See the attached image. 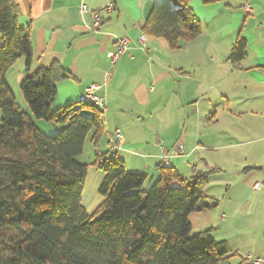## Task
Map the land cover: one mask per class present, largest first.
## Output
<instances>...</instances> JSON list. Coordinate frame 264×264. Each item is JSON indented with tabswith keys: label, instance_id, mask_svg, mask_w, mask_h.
<instances>
[{
	"label": "crops",
	"instance_id": "0c3cea01",
	"mask_svg": "<svg viewBox=\"0 0 264 264\" xmlns=\"http://www.w3.org/2000/svg\"><path fill=\"white\" fill-rule=\"evenodd\" d=\"M13 1L33 48L28 69L19 57L5 74L19 108L31 115L20 90L23 78L52 63L70 75L56 82L52 109L80 101L91 85L105 99L104 132L97 142L89 133L76 157L88 166L81 194L87 213L104 200L96 154L110 152L109 136L118 129L123 141L116 157L130 172L155 177L157 166L165 165L184 180L209 172L201 201L209 207L188 220L191 235L210 229L216 241L225 242L229 257L219 264L264 257V0H187L202 30L174 49L143 31L152 0ZM81 4L87 12H79ZM94 10L101 13L95 32L89 29ZM119 37H127L129 46L111 64L107 53ZM240 38L245 55L232 62ZM34 124L48 136L62 127L35 119ZM159 143L167 149L182 145L183 151L164 163Z\"/></svg>",
	"mask_w": 264,
	"mask_h": 264
},
{
	"label": "trees",
	"instance_id": "16d2710c",
	"mask_svg": "<svg viewBox=\"0 0 264 264\" xmlns=\"http://www.w3.org/2000/svg\"><path fill=\"white\" fill-rule=\"evenodd\" d=\"M18 13L13 0H0V264L226 262L225 242L210 229L191 235L188 220L209 207L201 205L209 172L184 180L173 167L158 165L157 175L149 177L128 171L117 157L102 164L96 159L93 165L104 173L98 189L104 200L87 213L81 194L88 166L76 157L89 133L93 142L101 138L103 112L83 101L51 108L56 82L70 77L58 63L23 78L20 90L31 115L19 108L5 74L19 57L28 69L33 48ZM201 30L187 0H152L143 26L145 35L162 37L173 49ZM245 47L238 39L229 60H242ZM34 119L62 127L48 136Z\"/></svg>",
	"mask_w": 264,
	"mask_h": 264
},
{
	"label": "built area",
	"instance_id": "2783aa9c",
	"mask_svg": "<svg viewBox=\"0 0 264 264\" xmlns=\"http://www.w3.org/2000/svg\"><path fill=\"white\" fill-rule=\"evenodd\" d=\"M112 4L108 3L106 5V10H111ZM246 11H250L249 6H245ZM88 11V8L86 5L81 4L79 7L80 13H85ZM92 16V23L89 27V29L93 32L97 31L100 27L101 23V13L99 11H91ZM145 35L140 37V41L144 43L145 41ZM129 46V39L127 37H119L115 40L114 49L107 53V57L109 58L111 64L116 63L122 55L125 54ZM96 88V85H91L87 88H85L80 96V101L91 103L95 105L97 108H99L102 112H104L105 108V99L103 97L97 96L94 93V89ZM123 141L122 134L120 130H115L108 139V143L110 145V152L103 156L100 152H97V162L98 164H102L104 160L106 159H114L116 157V152L121 149V143ZM159 148L161 152V161L164 163H168L169 160L172 157L178 156L183 151L182 145H177L173 147L172 149H167L164 147L161 143H159ZM246 262L249 264H264V257H252L247 256Z\"/></svg>",
	"mask_w": 264,
	"mask_h": 264
},
{
	"label": "rangeland",
	"instance_id": "374dc122",
	"mask_svg": "<svg viewBox=\"0 0 264 264\" xmlns=\"http://www.w3.org/2000/svg\"><path fill=\"white\" fill-rule=\"evenodd\" d=\"M1 115H2V113H1V111H0V119H1ZM51 126H54L55 124H50ZM57 125V124H56ZM58 126V129H59V127H61L60 125H57ZM87 144H88V141H87ZM87 146H89V145H87ZM88 148V147H87ZM155 179V178H154ZM153 179V180H154Z\"/></svg>",
	"mask_w": 264,
	"mask_h": 264
}]
</instances>
